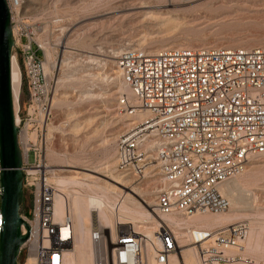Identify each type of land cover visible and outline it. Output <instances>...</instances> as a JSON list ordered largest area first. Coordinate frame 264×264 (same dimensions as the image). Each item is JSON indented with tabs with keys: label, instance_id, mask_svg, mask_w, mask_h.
Listing matches in <instances>:
<instances>
[{
	"label": "built area",
	"instance_id": "2783aa9c",
	"mask_svg": "<svg viewBox=\"0 0 264 264\" xmlns=\"http://www.w3.org/2000/svg\"><path fill=\"white\" fill-rule=\"evenodd\" d=\"M7 1L13 20L14 9ZM25 28L26 32L14 35V48L23 57L30 99L26 119L18 110L16 125L24 194L31 204L30 213L21 215L30 231L22 228L29 238L17 264H28L31 258L32 264H64V253L73 245V222L69 214L62 223L56 221L55 186L42 164L51 79L44 68V44L36 39L41 27L26 24ZM116 70L132 93V97L121 94L116 106L131 120L117 142L118 171L139 179L158 167L163 182L155 208L160 215L187 220L228 211L230 202L221 188L264 157V47H179L155 53L135 48L117 58ZM1 172L0 165V245ZM246 224L188 227L185 233L201 264H234L241 260ZM178 232L175 224L165 222L152 239L133 231L107 236L95 229L92 240L99 251L94 264H170L180 254Z\"/></svg>",
	"mask_w": 264,
	"mask_h": 264
},
{
	"label": "rangeland",
	"instance_id": "374dc122",
	"mask_svg": "<svg viewBox=\"0 0 264 264\" xmlns=\"http://www.w3.org/2000/svg\"><path fill=\"white\" fill-rule=\"evenodd\" d=\"M19 4L18 14L13 11L15 35L26 32V24L40 26L42 31L36 39L52 55L46 65L51 79V137L45 151L46 163L57 166L51 168L56 170L50 174L51 183L56 187L59 178L70 183L80 181L83 187L70 184L64 189L69 202L78 196L85 199L104 195L110 202L106 205L118 214H114L117 221L127 225L118 230L121 226L117 227L115 219L114 232L106 230L107 236L134 230L148 238L152 229L138 228L144 218L135 213L147 212L160 222L162 216L154 209L162 176L158 167L139 179L117 169V142L130 122L116 106L121 93L131 96L116 70L117 57L135 48L155 53L179 47H264V0H19ZM12 55L15 114L19 110L24 120L30 95L23 57L15 48ZM29 163H35L33 152ZM234 184L240 186L239 204L233 208L223 193L230 207L218 214L231 215L234 220L219 227L236 222L254 225L261 244L258 253H246L244 244L241 260L234 264L242 260L264 264V157L255 159L223 189ZM128 199L126 210L131 213L116 204ZM30 204L31 199L26 197L21 215ZM68 214L73 222V210L69 209ZM146 226L156 231L159 227L153 223ZM182 226L178 233L183 246L187 243L181 236L185 233Z\"/></svg>",
	"mask_w": 264,
	"mask_h": 264
},
{
	"label": "bare ground",
	"instance_id": "6f19581e",
	"mask_svg": "<svg viewBox=\"0 0 264 264\" xmlns=\"http://www.w3.org/2000/svg\"><path fill=\"white\" fill-rule=\"evenodd\" d=\"M15 1L11 0V4L13 6L14 11L16 12V10H18V11L20 10V4H19V0H15ZM7 4H8V7H11L9 1H7ZM13 35H15L14 31H13ZM45 52H46V62L44 64V68H45V72L49 75L50 72H49V69L48 70L46 69V65H47V63L50 62L52 55H51V51L49 49H46ZM124 52L125 51L121 52L117 58H119ZM12 58H15V57H12ZM47 68H49V67H47ZM124 85H125V83H124ZM121 94H125V93H121ZM131 97H132V93H131ZM15 120H16V122H18L17 114H15ZM127 120L129 122L131 121L130 119H127ZM129 125H131V123ZM48 126H49V124H47V126H46L47 140L51 137V127L50 126L48 127ZM47 130H48V133H47ZM42 164L45 166L46 169H49L50 174L51 173L55 174L54 172L56 170H51V168H55L57 166L53 165L50 162L47 164L45 161V158L43 159ZM115 182L116 181H114V183ZM70 184H73V185L79 184L80 185L81 183H80V181L79 182L73 181L70 183L64 178H59L58 185L55 187V192H54V209H55L56 221H58L59 223H62L64 221L69 209H72L73 214H74V219H73V233H74V237H73V246L74 247L73 248L74 249L72 251L69 249L65 251V253H64V264H94V260H95V257L97 255V251H99V250H98V248L93 247V243H92L93 242V240H92L93 231L95 229L103 230V231L112 229V231L114 232L115 219H116L117 227L121 226L118 228V230L123 229L122 226L127 227V225H125V223L123 224V223L117 221V218H115V215L117 216L118 214H115L116 211L114 212V209L111 210L112 209L111 206L106 205V204H110V202H108V199L104 195H101V196L94 195V196L87 197L85 199L78 196L75 199L73 198L74 199L73 202H69V200L63 194V192H64V189ZM118 184H120V183H118ZM84 186H85V184H84ZM224 186L221 188L222 195H224L223 193H225L227 195V197L230 199V201L232 203V207L236 208L237 204H239V201H240L238 198V196H239L238 194H240L239 193L240 192L239 184H234L231 187L229 186V187L223 189ZM81 187H83V185ZM129 203H130V200L128 199V200H123V202L120 201L116 204H120L122 211H125L126 210V204H129ZM69 204H72V206ZM109 207H111V208H109ZM155 211H156V209H154V213H155ZM127 212H130V211H127ZM135 214L140 216L141 218L143 217L144 219H146V220L143 219L144 222L141 220L143 222V223L140 222L142 224V226L138 227V228H143L145 230L152 229L151 231H149L147 233L149 239L154 238L155 234L158 230L156 231L152 227L149 228L146 226V224H152L153 223V224H157L160 226V224H162L163 222L173 223L178 227V230H179V225H183L181 229H183V231L185 232V228H188V227L200 228V229H209V228H212L215 226L219 227V225H223L226 222L234 220L231 217V215L222 216V215H218V214H212V215H216V216H212L210 213H208V214L195 215V216H193L187 220L180 217V216H176V215H171V216L161 215L162 217L160 219V222H158L153 217H150V214L147 212L146 213L139 212V213H135ZM132 215H133V212H132ZM136 215H134V217ZM202 215H205V216L200 217ZM151 220H153V222H149ZM235 220H236V218H235ZM221 227H223V226H221ZM130 231H133L135 234L139 235V233L134 231V230H130ZM248 231H249V233L247 232L248 235H246V238L244 241L245 252L256 255L258 253L259 248L261 247L259 236L257 235V232H256V227L254 225H252L251 227H248ZM64 232L66 235L68 234V231H64ZM179 236H180V234H179ZM181 236L184 237L183 239L186 240L187 245H183V246L181 245L180 254H178L177 256L176 255L173 256L170 259V264H201L199 257H198L196 247L189 244L188 239L186 238V233L181 234ZM241 262L245 263V264H257L254 261H249V260L248 261L242 260ZM32 263H33V259L31 258L29 260L28 264H32ZM242 263H239V264H242Z\"/></svg>",
	"mask_w": 264,
	"mask_h": 264
},
{
	"label": "water",
	"instance_id": "95a60500",
	"mask_svg": "<svg viewBox=\"0 0 264 264\" xmlns=\"http://www.w3.org/2000/svg\"><path fill=\"white\" fill-rule=\"evenodd\" d=\"M15 46L12 17L6 0H0V165L1 212L4 225L1 234L0 264H17L21 247L29 234V225L20 210L24 201L19 128L15 120V98L12 86V57Z\"/></svg>",
	"mask_w": 264,
	"mask_h": 264
},
{
	"label": "trees",
	"instance_id": "16d2710c",
	"mask_svg": "<svg viewBox=\"0 0 264 264\" xmlns=\"http://www.w3.org/2000/svg\"><path fill=\"white\" fill-rule=\"evenodd\" d=\"M26 197H29V198H30V196L25 192V194H24V199H25ZM25 213H26V214H29V213H30V207H29V209H28Z\"/></svg>",
	"mask_w": 264,
	"mask_h": 264
}]
</instances>
